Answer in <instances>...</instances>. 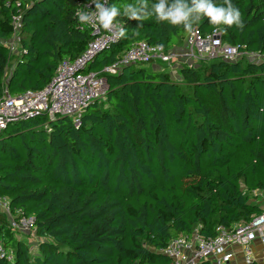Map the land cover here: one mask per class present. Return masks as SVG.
<instances>
[{
    "label": "trees",
    "instance_id": "obj_1",
    "mask_svg": "<svg viewBox=\"0 0 264 264\" xmlns=\"http://www.w3.org/2000/svg\"><path fill=\"white\" fill-rule=\"evenodd\" d=\"M12 1L0 0V96L43 88L59 62L82 53L92 38L75 15L91 0H21L11 54L1 40L12 34ZM137 2L107 0L121 8L116 21L126 36L85 71L112 64L136 41L166 49L183 43L182 26L152 16L138 27L124 16L122 6ZM232 3L242 30L207 19L194 27L217 28L223 41L261 58L179 63L171 67L177 76L160 62L132 63L105 75V96L78 124L45 114L6 124L0 196L14 216L21 210L34 217L36 251L0 211V264H168L160 249L172 238L195 228L214 236L219 226L263 210L251 193L264 191V0Z\"/></svg>",
    "mask_w": 264,
    "mask_h": 264
},
{
    "label": "built area",
    "instance_id": "obj_2",
    "mask_svg": "<svg viewBox=\"0 0 264 264\" xmlns=\"http://www.w3.org/2000/svg\"><path fill=\"white\" fill-rule=\"evenodd\" d=\"M12 3L16 7L11 19L12 34L3 40L11 54L18 50V32L23 13L21 0H13ZM78 10L90 12L94 8L90 1ZM114 23L123 27L119 21L115 20ZM85 26L90 29L92 36L86 49L74 58L62 59L43 88L27 89L18 95L5 91L0 96V131L8 122L40 114H45L50 119L57 115L68 116L74 124H78L87 107L105 96L108 89L106 74H114L122 67L136 62H162L170 69L174 66L175 56L170 49L161 44L140 40L132 43L112 64L104 66L100 71H85L87 64L99 52L117 41L110 32ZM183 45L186 48L184 62L218 58L235 60L241 56L257 59L262 57L259 53L242 50L239 45L223 41L222 33L217 28L204 33L194 27L185 36ZM254 193L264 199V191L255 190ZM0 211L8 215L12 230L34 233V217L23 214L21 210L14 216L10 211L9 201L4 196H0ZM257 241L264 247V208L246 222L235 223L230 227L219 226L214 236L203 237L198 234L197 228L181 233L172 238L160 252L169 258L168 264H201L207 260L211 264H233L238 254L242 258V264H250L255 261L254 244Z\"/></svg>",
    "mask_w": 264,
    "mask_h": 264
},
{
    "label": "clouds",
    "instance_id": "obj_3",
    "mask_svg": "<svg viewBox=\"0 0 264 264\" xmlns=\"http://www.w3.org/2000/svg\"><path fill=\"white\" fill-rule=\"evenodd\" d=\"M93 11H77L76 17L81 25H90L94 29H103L113 34L116 40L126 36L125 29L114 23L121 15V8L116 5L109 6L107 0H91ZM123 15L128 19L136 20L138 27L142 22L152 16L156 21L166 22L172 26H182L186 32L191 33L195 25L207 19L212 26L221 25L242 30L244 22L242 13L232 0H223L216 4L214 0H156L151 6L148 0H138L137 3L124 4ZM226 30V29H225Z\"/></svg>",
    "mask_w": 264,
    "mask_h": 264
},
{
    "label": "crops",
    "instance_id": "obj_4",
    "mask_svg": "<svg viewBox=\"0 0 264 264\" xmlns=\"http://www.w3.org/2000/svg\"><path fill=\"white\" fill-rule=\"evenodd\" d=\"M3 41V40H1ZM170 51L174 54L175 58H174V66L179 64V63H186V64H196V62L198 61H195V62H192L191 61H185L183 60V54L185 53L186 51V48L185 46L182 44L180 45H176L174 47H172L170 49ZM177 63V64H175ZM172 72L174 73V70L175 68H172L171 69ZM175 76H177L175 74ZM263 250H264V247L260 244L259 241H257L255 244H254V257H255V261L258 263V264H264V253H263ZM233 264H242V258L241 256L238 254V256L236 257V260H234L232 262Z\"/></svg>",
    "mask_w": 264,
    "mask_h": 264
},
{
    "label": "rangeland",
    "instance_id": "obj_5",
    "mask_svg": "<svg viewBox=\"0 0 264 264\" xmlns=\"http://www.w3.org/2000/svg\"><path fill=\"white\" fill-rule=\"evenodd\" d=\"M159 62V61H158ZM162 65H165V63H162V62H160ZM175 74H176V72H175V70H174V73H173V75L175 76ZM251 196H252V200L253 201H257V202H259V203H261V204H263L264 205V199L262 198V196L261 195H256L254 192H252L251 193ZM14 232V234H15V236L16 237H24V238H26L27 240H29L28 241V243H29V248H30V250L32 251V252H35L36 251V242L33 240V234L34 233H32V232H17V231H13ZM36 240V239H35ZM11 252V251H10Z\"/></svg>",
    "mask_w": 264,
    "mask_h": 264
},
{
    "label": "bare ground",
    "instance_id": "obj_6",
    "mask_svg": "<svg viewBox=\"0 0 264 264\" xmlns=\"http://www.w3.org/2000/svg\"><path fill=\"white\" fill-rule=\"evenodd\" d=\"M150 62H153V61H150ZM154 63H157L156 61Z\"/></svg>",
    "mask_w": 264,
    "mask_h": 264
}]
</instances>
